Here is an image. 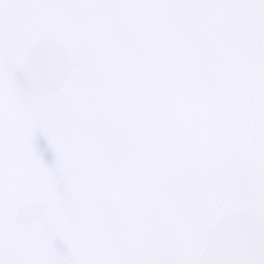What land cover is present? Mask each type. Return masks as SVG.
I'll return each instance as SVG.
<instances>
[{"label":"water","instance_id":"water-1","mask_svg":"<svg viewBox=\"0 0 264 264\" xmlns=\"http://www.w3.org/2000/svg\"><path fill=\"white\" fill-rule=\"evenodd\" d=\"M0 264H264V0H0Z\"/></svg>","mask_w":264,"mask_h":264}]
</instances>
